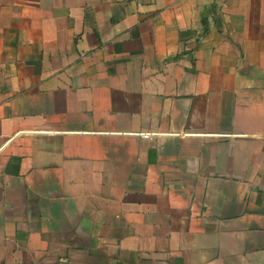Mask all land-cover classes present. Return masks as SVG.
I'll list each match as a JSON object with an SVG mask.
<instances>
[{
    "label": "crops",
    "instance_id": "0c3cea01",
    "mask_svg": "<svg viewBox=\"0 0 264 264\" xmlns=\"http://www.w3.org/2000/svg\"><path fill=\"white\" fill-rule=\"evenodd\" d=\"M0 264H264V0H0Z\"/></svg>",
    "mask_w": 264,
    "mask_h": 264
},
{
    "label": "built area",
    "instance_id": "2783aa9c",
    "mask_svg": "<svg viewBox=\"0 0 264 264\" xmlns=\"http://www.w3.org/2000/svg\"><path fill=\"white\" fill-rule=\"evenodd\" d=\"M142 136H143V137H149V136H150V134H149V133H147V134H143Z\"/></svg>",
    "mask_w": 264,
    "mask_h": 264
}]
</instances>
